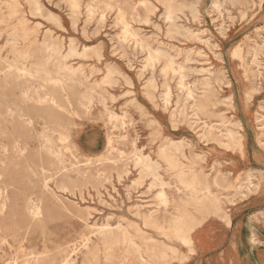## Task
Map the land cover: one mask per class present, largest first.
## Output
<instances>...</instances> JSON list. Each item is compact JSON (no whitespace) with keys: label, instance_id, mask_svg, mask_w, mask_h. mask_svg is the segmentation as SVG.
I'll return each instance as SVG.
<instances>
[{"label":"rangeland","instance_id":"1","mask_svg":"<svg viewBox=\"0 0 264 264\" xmlns=\"http://www.w3.org/2000/svg\"><path fill=\"white\" fill-rule=\"evenodd\" d=\"M40 2L45 8L59 15L64 28L55 26L42 16L32 14L27 0H0V47L2 48L0 56H13L11 46L6 41L7 30L12 27L20 30L21 19L24 20L30 37L37 39V42L32 43L29 52L25 54L29 61L46 62L48 60L47 63L51 69L65 63L66 66L72 67L67 71L68 76L82 78L80 82H72L73 87L65 92L71 101L67 139L60 138L57 132H51L49 129L44 131L50 133L51 145L54 150L61 153L67 164L72 163L86 169L90 175H94V179L92 176L86 179L72 175V180L67 181L64 187L65 190L57 187L60 176H56L55 172L58 166L48 163L49 156L45 150H38L39 143L33 133L28 134L23 127L14 123L10 131L15 136L20 134L19 145L25 146L26 149L21 156L13 157L5 164L2 176L5 184L2 183L0 187L5 193L0 195V204L6 196V216L14 211H18L21 215L17 214L15 218L1 224L0 264H26L36 259H44V264H55L60 260L62 248L70 244L78 246L87 237L91 238L92 251L89 254L79 251L77 257L74 256L76 258L74 264H110L105 261L103 241L98 233L102 224L108 223L111 226L121 223L126 230L122 239L126 242L131 240L140 245L155 243L156 253L161 250L159 243L162 241L173 246L176 252H169L166 259L172 264H181L180 259L184 256L187 259L193 250L190 251L180 237L190 225L191 220L200 216V213L192 203L185 201L183 186L177 177L179 171H182L184 179L190 178L191 171L197 173L203 171L210 179L220 172L226 173L230 176L229 180L232 182L230 184H233L235 180L243 183L244 186L253 182L254 191L246 196L236 193L233 186L225 188L212 186V189L221 193L222 208L228 212L229 218L235 216L237 220L243 219L249 223L242 233H249L253 240L250 239V241H255L252 244L257 246L259 241L256 232L260 229H257L259 227L255 224H262L260 227L264 229V171L254 172L250 180L246 177V170L248 168L264 170V145L259 142L264 136H261L259 129L261 121L256 120L257 110L264 115V109L258 108L264 107V0H80L78 9H73L69 0H40ZM88 6L92 9L91 15H88ZM168 6H171L177 25L189 31L179 33L176 30L172 32L167 30L169 23L165 16H167ZM181 6L185 7L181 8ZM119 9L124 13L127 31L117 20ZM14 11L17 12L13 15ZM101 15L104 16V20H100ZM90 20L92 23L89 24ZM74 22L76 29L73 27ZM190 30L195 33L193 34ZM137 39L151 48L163 49L173 58L172 66L175 70H163L165 62L162 57L152 63L154 66L147 64L146 50L137 42ZM70 40L73 41L77 50H81L83 45H99L102 57L97 60L89 53L87 56L75 55L60 59L48 46L50 41H55L59 45L60 53L65 55ZM235 48L238 54L233 56L232 51ZM49 55L51 59L47 58ZM181 65L184 66L183 69ZM108 67L113 68L111 69L113 73L107 82H101L105 68ZM148 67L151 69L149 70ZM119 72L121 77L123 74L126 76L120 79ZM255 73L258 74L257 77ZM51 75L56 77L59 74L53 72ZM85 76L86 79L83 78ZM125 77L129 78L132 86L126 84ZM148 78H153L154 85L157 84L153 90L154 97L150 100L147 94L145 95ZM208 78L211 79L209 86L204 84ZM226 81H229L228 87H225ZM40 82L35 84L34 96L37 93L40 95L44 93V88L38 87ZM257 83L258 91L254 92L252 99L248 101L245 92L251 91L252 86ZM19 85L17 82H10L6 86H0V110L5 109L4 105L7 102H11L13 107L22 104L19 98ZM90 88H93L91 109L77 106V96L89 92ZM165 88H168L171 94L169 105L167 104L166 107L160 99V94L164 93ZM128 89L134 92L129 93ZM187 89L193 92V98L187 97ZM205 94L208 95L205 110H196L194 114V104L202 100ZM229 94L232 95L235 109H232L228 100L224 99ZM131 98L141 103L145 112L154 116L159 125L147 123L145 115L130 101ZM174 101L177 103L173 104ZM105 109L112 111L116 117L109 120ZM171 111L174 112L176 123L171 122ZM24 112L37 120L34 131H41L39 124L43 121L41 118L45 121L44 108L36 104L28 105ZM66 114L68 115L67 111ZM232 115L240 119L243 125L245 160H242L237 150L233 152L232 149L222 147L214 139L215 135H201L208 126H212L213 133L221 134L229 125L228 121ZM109 134L114 136L115 142L114 148L106 152L105 145ZM162 136L175 140L184 139L183 155L174 154L172 166H168L165 160L158 157ZM10 140V137H5L1 139V142L7 144ZM134 148L139 154L160 161L159 178L161 177L160 179L164 182L167 181L169 183H165L167 186L161 187L159 184L148 186L151 182L150 174H143L140 179L138 178V170L133 167L132 161ZM99 153H104L107 159L98 163L95 162L97 157L94 155ZM255 153L260 158L259 160L257 157L259 162L252 159ZM88 158L92 162H87ZM113 164L117 166H112ZM119 167L126 168L128 173L121 172ZM45 177L52 178L47 183L50 187L47 191L42 186ZM176 187L181 188L179 193ZM161 188L170 200L169 211H165L160 204L158 192ZM177 194L184 199H179ZM26 197L30 198L33 205H39L40 214L32 221L22 218ZM151 197L154 198L151 199ZM175 204L181 206L186 212L184 218L177 224L171 214L175 211L172 209ZM134 205H140V209L137 210ZM256 210L258 212H255ZM143 212L154 214L156 217L154 223H144L141 217ZM105 217L108 218L105 219ZM208 219L226 223L214 215L207 217L203 223ZM199 226L196 225L195 229ZM215 230L220 232L221 227L216 226ZM149 238H153L154 242ZM113 248L121 264L136 262V256L126 250L124 245L114 244ZM161 262V264L164 263V261ZM215 262L206 264H216Z\"/></svg>","mask_w":264,"mask_h":264},{"label":"bare ground","instance_id":"2","mask_svg":"<svg viewBox=\"0 0 264 264\" xmlns=\"http://www.w3.org/2000/svg\"><path fill=\"white\" fill-rule=\"evenodd\" d=\"M27 1L30 4V8H31L30 9V12L32 14L42 16L46 20H48L50 23L54 24L55 26H57L59 28H64L63 25H62V23H61V18L59 17V15L56 14L55 12H52L51 10H48L47 8H45V6H43L41 4L40 0H27ZM69 1H70V4H71V7L73 9H78L79 8V6H80V0H69ZM167 3H169V1H167ZM168 5H170V4H168ZM213 6H214V4H213ZM170 7L167 10V16H165L166 19L168 20V23H169V27L167 26L168 27L167 30L170 31V32H172V30H176V31H179V33H180V31H182V33H183V31H187V30L189 31V29L184 30V28H182L181 26H178L177 25V23L175 22L174 16H173V12H172V10H171ZM182 7L183 6H181V8ZM67 11H69V10H67ZM15 12H17V11H14L13 15L15 14ZM87 12H88V15H91L92 14V9L90 8V6H88V8H87ZM176 12H177V10H176ZM197 12H199V11H197ZM192 13H193V11H192ZM165 17H164V21H165ZM216 17H217V15H216ZM100 18H101L100 20H104L103 19L104 18L103 15H101ZM262 18H263V16H262ZM88 19H90V18H88ZM192 19L193 18H191V20ZM117 20H118V22H120L121 24H123V27H124L125 31H127L126 30L127 23L124 20V13L120 9L117 12ZM1 21H2V19H1ZM19 23H20V26H21L20 27V30H17L16 27H12L11 29L7 30V33H8L7 36L8 37L6 38V41L11 46L10 48H11V51L13 52V56L12 57H7V56L2 57V56H0V86H2V85H5L6 86L10 82H17L18 84H20L19 85L20 86L19 98H20L21 103H22L20 106L16 105L15 107H13L12 106L13 104L11 102H7L4 105L5 109L4 110H0V187H1V184L4 183L3 180H2V176L4 174L6 162L9 161V160H12L13 157H19V156H21L23 154V151L26 149L25 146L22 147V146L19 145V142H20V140H19L20 134H18V135L15 136L10 131V127L13 128L14 127L13 124L16 123L17 125H19V127H23V129H25L28 134H30V133H33L34 134V136H35L34 138H36L37 141H38V143H39L38 144V146H39L38 147V150L39 151H44L45 150V152L49 156L48 163H50V165L51 164H55V165L58 166L57 167V171L55 172L57 174L56 176H60V179H58L57 187H60L61 189L63 188V190H65L64 187H65L67 181H71L72 180V178H71L72 175L81 176V177H84L86 179H87V177H91V176H92V179H94V175H90V172H88L86 169L80 168L77 165H74L72 163L71 164H67L66 161L64 160V158L62 157L61 153L58 152V151H56V150H54L53 146L51 145V135H50V133H47L44 130L49 129L51 132H57L58 135L60 136V138H63L65 140L67 139V137L69 135L68 120H69V114H70L71 101L69 100L68 94L65 93V92L69 88L73 87V83L72 82H80V81H82V78H79V77L78 78H72V77L68 76L67 75V71L71 70L72 67H69L68 65L66 66L65 63L58 64L55 69L54 68L51 69L48 66V63H47L48 60L46 62H31V61H29L25 54H27L29 52L30 45L32 43L37 42V39H36V37H30V32H29L28 28L25 26L24 20H21L20 19ZM90 23H92L91 20L89 21V24ZM4 24H5V22H4ZM72 25H73V23H72ZM73 27H74V29H76L75 28V22H74V26ZM94 28H95V24H94ZM100 28H101V25H100ZM167 30H165V32ZM135 31H137V29ZM200 32H198V34ZM171 37H172V35H171ZM196 37H197V35H196ZM198 40H199V38H198ZM206 41H208V40H206ZM137 42L146 50V53H147L146 54V63L147 64L152 65V63L156 59L162 57V58H164V62H165V65L163 67V70H175L173 68V66H172L173 65V58L170 55H167L163 51V49H161L159 47H157V48H151L149 45L145 44L144 42L138 41V39H137ZM215 45H217V44H215ZM215 45H213V47ZM48 46L51 48L53 54L57 58H60V59H64V58H67V57H70V56H75V55H78V56H87L89 53H91L92 55H94L97 58V60H100V58L102 57V54L100 52L99 45H83L81 50H77V48L74 45L73 41L70 40L69 41L68 50H67V52H66L65 55H63V54L60 53L59 45L55 41H50L49 44H48ZM263 47H264V45H263ZM121 48H122V46H121ZM132 49H133V47H132ZM255 49H256V47H255ZM209 50H210V47H209ZM1 51H2V48L0 47V53H1ZM189 51H190V49H189ZM254 51H256V50H254ZM214 54H216V53H214ZM232 54H233V56H236L238 54V51H237L236 48L233 49ZM212 55H213V53H212ZM188 56H189V54H188ZM216 56H218V55H216ZM186 57L187 56H185V58ZM47 58L48 59H51V56L49 55ZM118 59H120V58H118ZM190 62H192V61H190ZM188 63H189V61H188ZM110 66H112V64ZM152 66H154V65H152ZM109 67L108 68H105L104 76H103L101 82H107V80L110 79V77H111V75L113 73V70H111V69H113V68H109ZM183 67L181 65V68L182 69H183ZM142 69H143V67H142ZM150 69L151 68H149V70ZM193 69H192V71H194ZM200 69H202V68H200ZM207 69H206V71H207ZM60 70H63V72H60ZM146 70L148 71V69H146ZM117 71H118V69H117ZM117 71H116V73H117ZM141 71L142 70H140V72ZM181 71H183V70H181ZM53 72H55V74H59V75H57L56 77H53L51 75V73H53ZM199 72H201V71H199ZM163 73L164 72H162V74ZM209 74L211 75L212 73H209ZM122 76L123 77H121V73H120V79L121 78H124V76H126V75L123 74ZM255 76L257 77L258 74L255 73ZM164 77H165V75H164ZM83 78L86 79V76L83 77ZM152 79H149V80L146 79V85H145L147 87V91H146L145 95L147 94V96L149 97V100H150V98H153L154 97L153 90L155 89V85H157V84L154 85V82H153ZM112 80H113V78H112ZM210 80L211 79L208 78L204 82V84H207L208 86L211 85L210 84L211 83ZM38 81H41L39 83L38 87H39V89L44 88V93L42 95H40V94L37 93L36 96H34V91H36V90H34L36 88V85L35 84ZM110 82H111V80H110ZM110 82H109V84H110ZM125 82H126V84L128 86H132V83L129 80V78H126L125 77ZM144 82H145V80H144ZM123 84H125V83H123ZM159 84H161V83H159ZM180 84L183 85L181 82H180ZM196 85H198V84H196ZM164 86L167 87L166 84H164ZM228 86H229V81H226V86L225 87H228ZM257 86H258V83L257 84H254L252 86V90L251 91L245 92V97H246V99L248 101H250L252 99V97L254 95V92L258 91V87ZM185 87H187V86H185ZM92 89L93 88H90V91L89 92L81 93V94H79L77 96V99H76L77 106H79L81 108L88 109V110L91 109V106H92V98H93V94H92L93 91H91ZM197 89L198 88H196V90ZM128 92L129 93H133L134 91L132 89H128ZM186 92H187L186 93L187 94V97H190L191 98L193 92H191L190 89H187ZM169 95H171V94H169L168 88H165L164 93L163 94H160V96H161L160 99H162V104L165 107H166V105L169 102V97H170ZM207 96L208 95L205 94L204 97L202 98V100L198 101L197 104L196 103L194 104V107H193L194 108L193 109L194 110V114H196V110H200V111H204L205 110ZM186 99H189V98H186ZM224 99H227L228 102L230 103L231 108L232 109H235V106L233 104V99H232V95L231 94L227 95ZM130 101L136 105V107L142 112V114L145 115L146 120L148 121L147 123L152 124V125H159L158 120L154 116H150L149 113H146L145 110H144V106L141 103H139L138 101H136L135 98H131ZM175 103H177V102L174 101L173 104H175ZM35 104L36 105H39L40 108H44V114H45V121H44V118H41L43 121L39 124L41 126V131H39V132H35L34 131L36 129L35 127H36L37 120L34 119L29 114H27L26 112H24V109L27 108L28 105H35ZM183 106H181V107H183ZM246 106L249 108V105L248 104H246ZM174 108H175V106H174ZM184 108H186V107H184ZM258 108L259 109H264L263 106H259ZM105 110L107 111V116H108L109 120H111L112 118H115L116 117V115L112 111H109L107 109H105ZM66 111L68 112V115L66 114ZM173 111H171V113H170V118H171V122L174 123V121H175L174 118L175 117H174V112ZM184 116H183V118H184ZM263 118H264V115L262 113H260L259 110H257L256 111V120L257 121H261L260 124H259V129H260V132H261V136H264V126H263L264 125V122H262ZM115 123H117V122H115ZM175 123H176V121H175ZM228 123H229V125H227L225 127L224 132H222L221 134H219V133H217V134L213 133L212 126H208V127H206L204 129V131L202 129L203 132H202L201 135H203V136H212V135H215V138L214 139L217 140V142L222 147H225L227 149H232L233 152H235L237 150L239 152L240 156L241 157H244V151H243V149H244V134H243V125H242V122H241L240 119H238L234 115H232L231 118H230V120L228 121ZM122 124H124V123H122ZM213 127H215V125ZM217 129H218V127H217ZM194 131H195V129H194ZM5 137H10L11 138L10 143H7L6 144V143H2L1 142V139L2 138H5ZM63 142H64V140H63ZM114 142H115L114 136H112V134H109L108 137H107L106 145H105V151L106 152H109V151H111V149L114 148ZM259 142L261 143V145H264V138L263 137L260 138ZM184 145H185V143H184V139L183 138L182 139L175 140V139H173L171 137L164 136L162 138V142H161V144L159 145V148H158V157H160L163 160H165L167 162L168 166H172V162L174 164V158H173L174 157V154L178 153L180 155H183V152L184 151L182 152V148L184 147ZM134 150H135V152H134V157H133L132 161H133V167L138 170V173H139L138 174V176H139L138 178L140 179L141 178V175H143V174H150V176H151V182L149 183L148 186H150V185L152 186V185H155V184H159L161 187H163L164 185H166L168 182L166 181L167 182L166 183V182H164V180L160 179L161 177L159 178L158 169L160 168V161H158V159L157 160H153V159L149 158L148 156H143L142 154H139L136 151L135 148H134ZM94 156L97 157V158H95V162L97 161L98 163L100 161H103V160H106L107 159V157L105 156L104 153L103 154L102 153H99V154H96ZM259 160H260V158H259ZM90 161H91V159L88 158L87 159V162H90ZM112 166H117V165H114L113 164ZM119 168H120L121 172H125L126 174L128 173V170L126 168H122V167H119ZM234 169H236V164H234ZM263 171L264 170L262 168H260V169L248 168L246 170V172H247L246 173V177L251 180L250 177L253 175L254 172L261 173ZM229 173H232V172L229 171ZM99 175H100V173H99ZM40 176H41V174H40ZM177 177H178L179 183H181V185L183 186L182 191L184 192V195H185V198H186L185 201H188L189 203H192L195 206V209L198 210L199 213H200V216H198L196 218H193V219L191 218L192 220H191L190 225L187 226L186 230L184 232H182L183 234L180 237L182 243H184L185 245H187L189 247V250L190 251L193 250L192 249L191 233L193 232V229H195L196 225H201L206 220L207 217H209L211 215L218 216L221 219H223L227 224L230 223V218H229L228 212L222 208L223 200L220 197L221 196V193L218 190L214 191L212 189V186L224 187V188L225 187H231V186H233V188L235 189L236 193L241 194V196H246L248 193H251V192L254 191V184H253V182H249L248 185L244 186L243 183L239 182L238 180L237 181L235 180V182L233 184H230V183H232L229 180L230 179V176H228L226 173H223V172H220L219 174L215 175L212 179H210L209 176H208V174H206L203 171H200L198 173L195 172V171H191L190 178H188V179H184L183 176H182V171L181 172L179 171L178 174H177ZM49 179H48V177L43 178V184H42V186H43V189H45L46 191H47V189L49 187L48 184H47L48 181H49ZM172 180H174V178ZM132 183H134V182H132ZM42 186H41V189H42ZM176 188H177V193H179V191H180L181 188H178V187H176ZM150 189H149V191H150ZM1 190H3V189H0V195H1V193L2 194L5 193V191H1ZM255 190H256V188H255ZM41 193H42V191H41ZM44 195H46L45 192H44ZM177 195H178V198L179 199H181V200L184 199L179 194H177ZM154 197H151V199L154 198ZM158 197L160 199V204L162 205V208L165 211H169V203H170V200L165 196V192H164V189L163 188H161L159 190ZM141 201H143V200L141 199ZM134 204H135V202H134ZM149 204H150V202H149ZM160 204H157V205H160ZM135 206L136 205H134V207ZM139 206L140 205H137L136 206V209L137 210L140 209ZM87 208H88V206H87ZM6 209H7L6 196H4L3 202L0 204V228H1V224L4 223V222H6L8 219L10 220L12 218H15V216L17 214L21 215L20 213H18V211H14L13 213H9L8 216H6ZM172 209L175 210L174 212L172 211L171 214L173 215V218L176 220V224H177L178 221H180L182 218H184V216L186 215V212L181 208V206H179L177 204H175ZM151 210H152V208H151ZM39 214H40L39 205L38 206L37 205H33L32 204V201L30 200V198H27L26 197L25 200H24V207H23V213H22V216L23 217L22 218L25 219L26 221H32V220L37 219ZM141 217H142L144 223H154V220L156 218L154 216V214H152L151 212H143L141 214ZM106 218H108V217H105V219ZM256 219H257V217H256ZM93 222H95V220ZM108 224H106V225L105 224L104 225L102 224V228L103 229L101 228V230L98 232L99 233V236L101 237V240L103 241V246H104L103 249L105 250V252H104L105 261H107L108 263H110V264H121V261L119 259L117 260V257L115 256V253L113 252V249H114L113 246H114V244L115 245H118L119 244V245H124V248L126 250L132 252L136 256V259L137 260H136V262L134 264H161L162 263L161 261H164L163 264H172V262L167 261L166 258L168 257V255H169L168 253L169 252L170 253H175L176 252V249L173 246H171V245H169V244H167V243H165V242L162 241V242L159 243V246L161 247V250L158 253H156L157 252V246L155 245V243L152 244V245H140V244H137V243H135V242H133L131 240L129 242H126V241H124V239H122L124 237V235H125V231L126 230L121 225V223L118 224V225H116V226H111V225H108ZM104 227H106V228H104ZM149 239L150 240H153V238H149ZM153 242H154V240H153ZM254 242H252V243H254ZM79 251L83 252L84 254L91 253V251H92L91 238L87 237L86 239L83 240L82 243L78 244V246H75V244H70V245H67L66 247L62 248L61 251H60V260L57 263H55V264H74V262L76 260V258H74V256L77 257V253ZM185 259H186V257L184 256L180 260H181V262H183ZM14 262H16V261H14ZM26 264H44V259L43 260L36 259L33 262H27Z\"/></svg>","mask_w":264,"mask_h":264},{"label":"crops","instance_id":"3","mask_svg":"<svg viewBox=\"0 0 264 264\" xmlns=\"http://www.w3.org/2000/svg\"><path fill=\"white\" fill-rule=\"evenodd\" d=\"M241 158L245 160L246 155ZM252 159L259 162L257 153ZM245 222L243 219L237 220L235 216L230 218L228 225L208 219L192 232L193 251L181 264H206L215 261L216 264H264V229L260 227L262 224H255L260 229L256 232L259 244L255 246L251 242V235L242 233L249 224ZM216 226L221 227L220 232L214 231Z\"/></svg>","mask_w":264,"mask_h":264}]
</instances>
